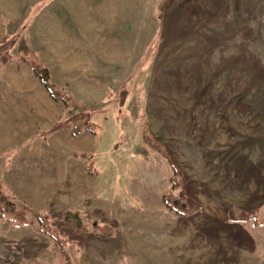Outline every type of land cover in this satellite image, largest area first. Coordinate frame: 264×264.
<instances>
[{
    "label": "rangeland",
    "instance_id": "1",
    "mask_svg": "<svg viewBox=\"0 0 264 264\" xmlns=\"http://www.w3.org/2000/svg\"><path fill=\"white\" fill-rule=\"evenodd\" d=\"M0 18V185L29 221L0 216V264H264V0H0ZM79 112L94 133L41 134Z\"/></svg>",
    "mask_w": 264,
    "mask_h": 264
},
{
    "label": "trees",
    "instance_id": "2",
    "mask_svg": "<svg viewBox=\"0 0 264 264\" xmlns=\"http://www.w3.org/2000/svg\"><path fill=\"white\" fill-rule=\"evenodd\" d=\"M15 41L16 40L14 36L11 35H4L3 38L0 40V67L7 62H11L14 59V57L11 54V48L14 45ZM18 59L25 62V64L28 65V67L38 78V80L46 89L48 95L51 98L55 100H60L64 103L65 106H67L69 100L68 97L61 94L60 91L50 83L48 69L45 66L22 56L19 57ZM67 128H72L73 134H80L83 132L94 133L95 131L93 126L90 125L89 122L87 121V115L83 112H79L65 119L59 121L57 120L56 123L51 127V129H48L47 131L41 134L45 137L49 134V132L61 131ZM143 139L147 144V146L152 151H155L160 156H162L168 162V164L172 169V177H171L172 189L173 190L178 189L179 192L178 194L169 193L165 195L163 198L165 205L169 210H171L177 215L180 216L190 215L192 211L188 208L183 195V187L185 185V182L183 181V175L181 170L179 169L178 166L175 165L171 157L165 152V150L161 146H159L157 143L152 142L151 139L147 137V135L143 134ZM27 212H28V207L25 205L16 207L13 202V198L9 194H7L4 191L3 187L0 185V216L11 221L15 227H20V226H26L29 223L27 219ZM36 220L40 224L41 226L40 229L45 235H48L53 240L59 242L60 244H63V242L49 228L47 221L43 216L37 215ZM232 221L233 223H241V224L245 222H251V226L254 228L260 227L263 224V221L260 222V220L258 219L255 213L249 214L248 216H244V217L242 216L238 217L236 219H233ZM63 259H64V264H72L67 254H64Z\"/></svg>",
    "mask_w": 264,
    "mask_h": 264
},
{
    "label": "crops",
    "instance_id": "3",
    "mask_svg": "<svg viewBox=\"0 0 264 264\" xmlns=\"http://www.w3.org/2000/svg\"><path fill=\"white\" fill-rule=\"evenodd\" d=\"M1 9H3V8H1ZM3 29H4V27H3V25L1 24V18H0V36H1V34H2ZM16 63H18V65H20L21 67H24V69L28 70V72L31 73V79H32L33 83L35 82L36 85L40 84L38 78L34 75V73H33L32 70L28 67L27 64L23 63V64H24V65H23V64L20 63V61H16ZM40 86H41V84H40ZM40 86L37 87V88L40 89ZM41 87H42V86H41ZM35 90H36V92H37L36 87H35ZM36 92H35V93H36ZM38 92H39V91H38ZM36 94L41 95L40 92H39V93H36Z\"/></svg>",
    "mask_w": 264,
    "mask_h": 264
}]
</instances>
